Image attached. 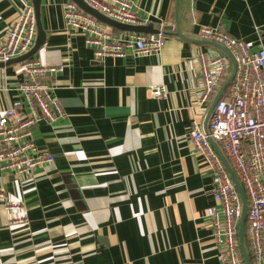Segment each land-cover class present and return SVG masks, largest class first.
Returning <instances> with one entry per match:
<instances>
[{
  "label": "crops",
  "instance_id": "1",
  "mask_svg": "<svg viewBox=\"0 0 264 264\" xmlns=\"http://www.w3.org/2000/svg\"><path fill=\"white\" fill-rule=\"evenodd\" d=\"M65 1L40 0L45 36L33 56L64 65L46 77L63 115L31 135L54 161L22 177L0 169L3 201L23 205L12 212L0 200V264H220L204 215L215 205L213 173L188 133L209 109L196 102V54L231 55L198 29L264 46V0H131L149 27L136 32L169 26L172 37L158 54L101 60L67 26ZM26 3L0 0V40ZM24 80L16 60L0 61L1 107L20 100ZM153 85L165 95L152 97ZM23 212L28 220L12 223Z\"/></svg>",
  "mask_w": 264,
  "mask_h": 264
},
{
  "label": "built area",
  "instance_id": "2",
  "mask_svg": "<svg viewBox=\"0 0 264 264\" xmlns=\"http://www.w3.org/2000/svg\"><path fill=\"white\" fill-rule=\"evenodd\" d=\"M106 17L121 23L145 25L147 19L135 11L131 0H84ZM67 26L83 34L96 59L106 56L123 57L158 54L163 48L167 31L163 26L154 32H136L108 28V24L83 10L74 0L62 4ZM37 33L33 6L26 3L10 23L0 40V61L8 62L27 53ZM203 39L224 46L235 62V74L212 108L206 129L192 122L188 133L190 152L201 158L213 173V200L219 205L206 207L204 215L212 239L218 247L220 264H246L239 241L242 214L241 196L216 146L235 173L246 201L243 241L250 264H264V46L229 35L226 31L200 25ZM229 59L209 50L196 54L200 74L197 105L209 104L229 76ZM25 80L17 85L20 100L0 106V169L17 177L32 174L38 167L54 161L50 151L37 147L31 138L32 129L40 121H53L63 115V108L46 81L49 74L63 70V64H48L40 58L27 57L17 61ZM164 85L150 87V95L160 98ZM216 144V146L214 145ZM7 198L0 190V200ZM6 209L16 212L23 205L4 202ZM25 212L14 215L12 223L27 221Z\"/></svg>",
  "mask_w": 264,
  "mask_h": 264
},
{
  "label": "water",
  "instance_id": "3",
  "mask_svg": "<svg viewBox=\"0 0 264 264\" xmlns=\"http://www.w3.org/2000/svg\"><path fill=\"white\" fill-rule=\"evenodd\" d=\"M74 1L79 5L80 8H82L85 11L90 12L96 18H98L99 20L103 21L104 23H106L108 25H111V26H114L116 28L123 29V30H132V31H148L149 30V27L146 25H131V24H125V23H121V22H118L116 20L110 19V18L106 17L105 15H103L102 13H100L99 11L90 7L84 0H74ZM32 6H33V10H34V15H35V20H36V28H37L35 41H34L33 46L31 47V49L27 53H25L21 56H18L16 58H13V60H16V61L25 59V58L33 55L39 49V47L43 44L45 33L42 29L41 22H40V0H32ZM166 29L170 30L171 27L168 26V27H166ZM176 34L179 35V33H176ZM218 45L224 48V46H222L220 44H218ZM231 62H232L233 69H232L231 73L229 74V76L224 81V83L221 85L220 89L217 91L216 95L214 96V98H213V100L209 106V109H208V112L206 115V119H205L204 129H206V122H207L208 116H209L212 108L214 107L216 101L219 99L220 95L223 93V91L225 90V88L227 87V85L229 84L231 79L234 77L235 62L232 58H231ZM214 145L216 146V144H214ZM220 152H218V154H219L220 158L222 159V161L224 162V164H225V166H226V168H227V170H228V172H229V174H230V176H231V178H232V180H233V182H234V184H235V186H236V188H237V190L241 196V199H242V214H241V220H240V226H239V241H240L241 250H242L244 260H245L246 264H250L246 250H245L244 241H243L244 221H245V215H246V201H245L244 192L242 190V187H241L235 173L233 172L232 168L229 166V164L227 163V161L225 160V158L223 157V155Z\"/></svg>",
  "mask_w": 264,
  "mask_h": 264
},
{
  "label": "rangeland",
  "instance_id": "4",
  "mask_svg": "<svg viewBox=\"0 0 264 264\" xmlns=\"http://www.w3.org/2000/svg\"><path fill=\"white\" fill-rule=\"evenodd\" d=\"M108 28H111V26L108 25ZM170 37H172V36H170V35H167V36H166L165 43H166L167 40L170 39ZM33 56H35V53H34L33 55H31V57H33ZM232 69H233V66H232V64L230 63V66H229V68H228L227 70H228L229 73H231ZM208 107H209V104L207 105V108H208Z\"/></svg>",
  "mask_w": 264,
  "mask_h": 264
}]
</instances>
